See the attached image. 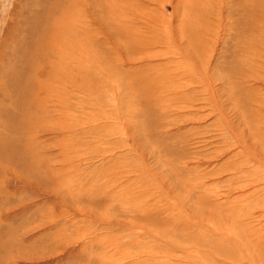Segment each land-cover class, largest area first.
<instances>
[{
	"label": "rangeland",
	"instance_id": "1",
	"mask_svg": "<svg viewBox=\"0 0 264 264\" xmlns=\"http://www.w3.org/2000/svg\"><path fill=\"white\" fill-rule=\"evenodd\" d=\"M0 264H264V0H0Z\"/></svg>",
	"mask_w": 264,
	"mask_h": 264
}]
</instances>
